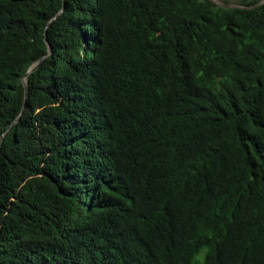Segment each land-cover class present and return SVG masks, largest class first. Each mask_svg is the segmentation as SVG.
Masks as SVG:
<instances>
[{
    "label": "trees",
    "instance_id": "16d2710c",
    "mask_svg": "<svg viewBox=\"0 0 264 264\" xmlns=\"http://www.w3.org/2000/svg\"><path fill=\"white\" fill-rule=\"evenodd\" d=\"M0 264H264V0H0Z\"/></svg>",
    "mask_w": 264,
    "mask_h": 264
},
{
    "label": "water",
    "instance_id": "95a60500",
    "mask_svg": "<svg viewBox=\"0 0 264 264\" xmlns=\"http://www.w3.org/2000/svg\"><path fill=\"white\" fill-rule=\"evenodd\" d=\"M42 59H43V57L40 58V60H42ZM40 60H37V61L34 62L31 66H29V67L27 68V70H26L25 73H27L30 69H33L34 67H36V66L39 64ZM23 81H24V86H25V93H24V95H23V98H25V95H26V93H27V85H26V80L24 79ZM23 102H24V99H23Z\"/></svg>",
    "mask_w": 264,
    "mask_h": 264
},
{
    "label": "rangeland",
    "instance_id": "374dc122",
    "mask_svg": "<svg viewBox=\"0 0 264 264\" xmlns=\"http://www.w3.org/2000/svg\"><path fill=\"white\" fill-rule=\"evenodd\" d=\"M217 4L221 5H230V4H235L237 0H211Z\"/></svg>",
    "mask_w": 264,
    "mask_h": 264
}]
</instances>
